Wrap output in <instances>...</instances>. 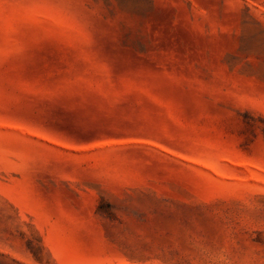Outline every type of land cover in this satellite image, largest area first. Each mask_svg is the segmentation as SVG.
I'll list each match as a JSON object with an SVG mask.
<instances>
[{"label":"rangeland","instance_id":"374dc122","mask_svg":"<svg viewBox=\"0 0 264 264\" xmlns=\"http://www.w3.org/2000/svg\"><path fill=\"white\" fill-rule=\"evenodd\" d=\"M0 264H264V0H0Z\"/></svg>","mask_w":264,"mask_h":264}]
</instances>
